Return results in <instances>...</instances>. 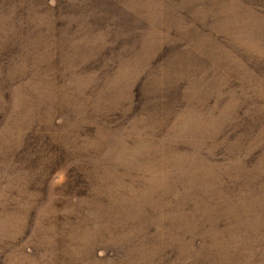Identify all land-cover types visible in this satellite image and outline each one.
Returning a JSON list of instances; mask_svg holds the SVG:
<instances>
[{"label":"rangeland","instance_id":"374dc122","mask_svg":"<svg viewBox=\"0 0 264 264\" xmlns=\"http://www.w3.org/2000/svg\"><path fill=\"white\" fill-rule=\"evenodd\" d=\"M0 264H264V0H0Z\"/></svg>","mask_w":264,"mask_h":264}]
</instances>
